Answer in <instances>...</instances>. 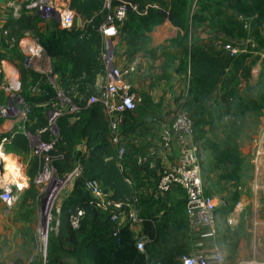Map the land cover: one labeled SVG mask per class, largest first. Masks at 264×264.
<instances>
[{"label":"trees","instance_id":"obj_1","mask_svg":"<svg viewBox=\"0 0 264 264\" xmlns=\"http://www.w3.org/2000/svg\"><path fill=\"white\" fill-rule=\"evenodd\" d=\"M32 1L23 0L18 15L11 16L2 29H7L8 42L16 46L26 36L37 40L52 62L57 87L76 109L57 119L58 136L53 140L43 103L54 97V91L40 84L39 92L33 95L30 88L38 82L35 75L0 57L19 71L21 96L29 103L25 131L33 136L39 130L40 141L52 144L48 153L33 155L27 135L21 131L8 144L14 152L31 155L25 200L33 197L34 181L46 160H50L59 178L81 166L80 175L58 208L56 232L48 235L47 264H63L65 258L72 264H182L184 256L201 248L197 244L204 241V233L203 229H190L181 188L177 187L179 198L168 209L157 216L143 217L142 236L146 239L143 251L136 248L131 228L122 226L117 236H113L107 214L90 204L88 181H98L115 201L129 203L134 198L133 188L121 169L122 162L118 163L117 151L109 141L103 109L99 103H89L103 84L98 86V78L104 79L106 75L99 29L119 4L137 6V11L128 8L124 21L116 24V37L126 47L123 55L127 61L139 54L154 59L155 49H150L149 35L165 20L182 31V35L170 42L171 47L183 52L176 72L183 73L187 79L186 89L177 99H182L183 109L188 111L201 155L208 156L205 193L221 198L225 206L229 205L227 212H230L242 194L245 161L242 141L248 134L256 133L264 113V0H196L200 4L215 2L219 15L226 13L224 6L231 12L223 24L232 27L242 42L240 52L234 55L219 44H200L192 39L189 13L193 0H111L109 7L106 0H69L75 16L87 19L86 28L61 29L55 24L50 31L36 9L28 8ZM146 3L157 4L158 8L145 9ZM239 16L249 22L248 29H244V20ZM133 113H126L123 119H132ZM80 145L86 148L83 155L77 149ZM78 211L83 216L74 229L70 217Z\"/></svg>","mask_w":264,"mask_h":264},{"label":"built area","instance_id":"obj_2","mask_svg":"<svg viewBox=\"0 0 264 264\" xmlns=\"http://www.w3.org/2000/svg\"><path fill=\"white\" fill-rule=\"evenodd\" d=\"M106 0V7H109V2ZM12 13L11 16L18 15L20 4L12 3L10 5ZM28 8H34L42 18H54L61 29H70L75 26V14L69 8L65 0H34ZM128 8L137 11V6L123 2L119 4L113 12V16H109L107 22L99 29L103 40V49L106 51V75L103 79V84L97 95L92 96L89 103H99L103 109L106 120L108 121L109 141L117 151V160L120 164L126 154V139L121 132V122L126 113H133L138 105L141 103V98L132 88V78L137 71L139 65V58L135 57L126 61L120 67H114L112 54V45H110V38L117 35V23H122L126 17ZM145 9L158 8L157 4L146 3ZM244 20V29L249 28V22L242 16L238 17ZM4 35H7L6 29H1ZM28 39V43L23 41ZM21 47L29 53L28 60L30 62H38L45 57L42 47L37 40L29 36V38L21 39ZM105 44V47H104ZM218 45V44H217ZM230 55L240 52L238 47L232 46L230 43L219 44ZM102 55V60L104 62ZM105 64V63H104ZM55 84V83H54ZM54 97L45 101L43 105L46 107L45 117L47 120V127L52 131L56 126L57 119L65 113L76 109L71 99L63 94V92L54 85ZM40 83L37 82L30 88V92L34 95L39 92ZM0 90L4 95V101L0 103V123L4 135L0 139L1 147L11 143L15 134L19 131L25 133L29 138L31 136L24 129V124L28 119L29 103L21 96L22 83L18 69L5 59L0 60ZM51 105V106H50ZM171 121L164 124L161 130V140L163 146L168 149L172 135L180 133L190 141L188 152L189 161L181 162L170 169L164 171L157 183V193L165 194L174 187H179L185 194L186 203L185 211L189 227L192 231L199 229H206L208 236H214L216 230L214 228L215 220V199L213 196H208L205 193V170L202 165L200 144L194 140L192 121L183 109L182 99L178 100L172 110ZM262 138L256 141V157L259 155V142ZM52 149V144H44L41 141L37 144L33 155H44ZM16 181L6 182L0 178V202L10 206L14 202L13 187L17 192H20L22 187V178L25 176L23 166L16 164ZM81 166L77 165L74 170L65 176V182H68L71 187L74 180L80 175ZM28 178V177H27ZM24 179V178H23ZM28 186V182L24 184ZM86 189L90 193V204L108 216L111 224L112 235L117 236L119 229L127 225L133 228L136 225H141L144 221L143 217L139 215L136 210L137 200L134 197L129 203H122L111 198L110 193L104 191L98 181H88ZM83 216L82 211L70 217V225L76 229L79 226L80 218ZM228 224L232 225V220H228ZM146 239L140 235L136 238V248L139 251L144 250ZM182 264H228L226 256L222 250L213 245L207 250L196 251L188 256L182 258ZM234 264H264L256 260L242 259Z\"/></svg>","mask_w":264,"mask_h":264},{"label":"crops","instance_id":"obj_3","mask_svg":"<svg viewBox=\"0 0 264 264\" xmlns=\"http://www.w3.org/2000/svg\"><path fill=\"white\" fill-rule=\"evenodd\" d=\"M65 1L69 5V0ZM195 1L196 0L192 1L190 5V11ZM22 2L23 0H0V41L3 39L8 41L7 35H4L1 29L3 24L6 23V21L11 17L12 10L10 5L12 3L21 4ZM227 15H229V13H224L223 15H220V18L224 21L226 19L225 16ZM205 18L207 22L203 24H206L207 26L202 27L204 25L198 24L194 34L196 38L195 40H198L200 44H211L216 46L217 44H222L227 39H231L233 43L235 41L241 42V39H238L234 35V32L233 35L229 37L224 33L210 31L208 26V24H211L210 18L208 15L207 17L205 16ZM74 23L76 27L81 29H85L88 24L87 19L83 16H75ZM51 29L52 27L47 28L48 31ZM180 35H182V31L174 27L167 20H165L161 25L154 27L149 36L151 38L150 49H155V57L154 59H151L147 56H144L143 54H139L137 56L139 58V65L135 75L132 78L133 91L138 96H140L141 100L143 98L144 105L141 101L143 107L141 106L140 109V117H138V112H134L131 115L132 119H122L121 122L123 135L126 139V154L121 163V169L127 176L130 186L133 188V195H137V200L138 198L140 200L141 214L139 215L144 218L153 215H160L163 209H168L172 203H174V201L179 198L177 187L172 188L165 194H158L156 190L157 183L164 171L177 164H180L181 162L189 161L187 155L189 152L188 150L190 147V141L184 135L180 133H174L172 135L170 147L168 149L163 146L161 140L162 127L164 124H167L171 121L170 119L172 110L176 104L177 98L186 89V76L183 73L176 72V68L180 64L183 52L181 49L168 45L170 40H174ZM23 38H29V36ZM109 40L110 45L117 48V57L115 58L114 64L116 67H120L127 61L123 55L126 47L124 43H121L116 36L111 37ZM25 42L28 43V39L23 41V43ZM19 43V48H21L25 54V49H23ZM119 54H122V57H119ZM44 58L50 60L46 56ZM102 79L103 77L98 78V86L101 85ZM0 97L2 98L3 102L4 95L1 90ZM2 124L3 123H0V137L4 135ZM263 129L264 119H262L260 122L259 131ZM40 132L41 131L36 130L34 135L39 137ZM30 136L32 137V135ZM261 138L262 140L259 142V155L258 158L253 162L254 168L252 174H250V177L247 180L243 179L242 194L240 201L238 202V204L242 205V207L248 201L255 202L260 198H264V135H262ZM28 139L30 140L29 137ZM5 147L9 148L10 146L7 145ZM242 148H244V150L242 149V154L243 151H245L246 153H251V155H256V150L254 151L253 149L254 146L242 145ZM77 149L82 155L86 152V148L84 146L80 145L77 147ZM3 150L4 146L1 147L2 152ZM14 155L16 157V161H18L20 157L19 155L24 154L15 152ZM24 156H27L25 163H22L21 161V163L19 161L17 162L23 166L25 174L23 177L24 179H21L24 187L20 192L27 190L29 187H25L24 184L28 182L26 173L31 160V155ZM201 157L203 158V155H201ZM2 177L1 178L6 182L11 181L6 180L5 174H3ZM246 211H250V214L252 215L250 217L251 222H255L256 219L259 221H264V219H259L255 207L250 206V208H247ZM231 215L232 221L235 225L237 223V217H235L233 214ZM3 222V227L5 230L8 227H11L6 219H4ZM247 222L245 224V228L248 233L252 234L253 239H255L258 234L262 235L264 233V227L261 225L257 226L255 224H248L249 222ZM131 231L134 234V237L137 238L138 236L142 235V225L134 226L131 228ZM197 246L200 247L201 244H198ZM249 258L250 257L248 256L245 258L234 259H227L226 257L228 264H234L238 260H248Z\"/></svg>","mask_w":264,"mask_h":264},{"label":"rangeland","instance_id":"obj_4","mask_svg":"<svg viewBox=\"0 0 264 264\" xmlns=\"http://www.w3.org/2000/svg\"><path fill=\"white\" fill-rule=\"evenodd\" d=\"M217 7L218 5H216L215 2L200 4L195 1V3H193V7L189 13V20L191 24L190 34L193 40L196 39L194 35L195 30L197 29L196 27H198V24L204 25L203 23L207 22L205 18L207 15L209 16L211 22V24H208L210 31L224 33L229 37L233 35V28L223 24V20L220 18L221 16L217 13ZM225 8L226 6L223 7L226 13H231ZM43 19L47 27L53 28V26L57 24L54 18ZM206 26L207 25L205 24L202 27ZM171 41L173 40H170L168 45H170ZM225 43H230L232 46L238 48L242 44L240 41H235L232 43L231 39H227ZM112 50L113 51L110 56L112 55L113 60L115 61V58L117 57V48L114 46L112 47ZM26 53L24 54L23 50L19 48V45L16 46L10 44L5 39L0 41V57H5L9 59V61L14 63L16 62L18 65L29 69L30 73L35 75L37 81L41 85L49 86L50 89L54 91L56 78L53 74L54 72L51 60L43 57V59L38 62H30L28 60L29 53H27V55ZM104 56L105 66H108L106 61L107 54L105 50L103 52V57ZM119 57H122V54H119ZM112 65L116 67L114 63H112ZM101 83H103V79ZM142 104L137 109L138 117H140V109ZM124 119H126V117H124ZM262 119H264V113L259 121V125ZM121 132L123 134V130H121ZM51 133L52 139L56 140L58 136V130L56 126L53 127ZM262 135H264V129L259 131L258 128L255 134H248V136L243 139L242 145L254 146L253 149L255 151V143L262 137ZM39 141L40 138L37 135H33L30 138L29 144L33 152L36 150ZM5 149L3 150V153L7 155L10 154L13 160V162L10 164L13 166L12 169L6 167L5 165L7 163L0 159V174H5L6 180L9 181L11 180L10 177H12L13 174H16V163L18 161L25 163L27 156L19 155V160L16 161L13 148L7 147ZM242 149L244 150V148ZM202 155L203 158L201 161L204 170L206 171L205 166L208 161V156L205 153ZM243 156L245 159L243 175L244 179L247 180L250 177V174H252L254 168L253 162L256 159L255 155H251V153H246L245 151H243ZM46 161L47 163L43 166L41 174L38 175L34 181L32 194L33 197L25 200V194L27 190L23 192H17L15 187H13V204L8 206L5 203H0V264H13L16 261H19V264H47L48 235L50 233L56 232V215L58 208L72 187L68 182L64 181L65 177H57L55 171L50 166V160L48 159ZM2 175H0V178ZM206 189L207 188H205V190ZM134 196L137 200L138 196ZM214 199L216 209L213 226L216 230V233L214 236H208L206 229H203L202 232L204 233V238L202 239H204V241L198 243L199 245L201 244V248H198V250L209 249L213 245H216L222 250L224 255H226L227 259L245 258L248 256L250 257V260L253 259L258 262H264V233L262 235L258 234V236L253 239L252 234L248 233L245 228L247 221L249 222H247L248 224H255L257 226L261 225L264 227V221H259L255 218L256 221L251 222L250 217L252 215L250 214V211H246L247 208L253 206L257 210L259 219H264V198H260L255 202L248 201L245 203V205H243V207L242 205L236 204L230 210V212H227L229 211V205L225 206V202L221 198L214 197ZM136 210L139 214H141L139 198L137 200ZM231 214L237 217V223L235 225L233 221L232 225L228 224V220H232ZM4 219H6L8 224L11 226L6 230L3 227ZM62 263L72 264L71 260L66 258L62 260Z\"/></svg>","mask_w":264,"mask_h":264},{"label":"bare ground","instance_id":"obj_5","mask_svg":"<svg viewBox=\"0 0 264 264\" xmlns=\"http://www.w3.org/2000/svg\"><path fill=\"white\" fill-rule=\"evenodd\" d=\"M14 158V157H13ZM0 159H2L3 161H5L7 164L5 165L6 167H8V168H10V169H12V164H10V163H12L13 162V160H12V157L10 156V154L9 155H7V154H5V153H3L2 151H1V149H0ZM16 167V166H15ZM10 177V176H9ZM10 179L11 180H13L15 183H20V181H16L15 179H16V174L14 175H12V177H10ZM22 187H24L23 185H22Z\"/></svg>","mask_w":264,"mask_h":264}]
</instances>
